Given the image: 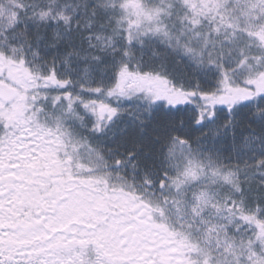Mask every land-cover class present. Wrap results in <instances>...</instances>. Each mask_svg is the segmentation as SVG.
I'll return each mask as SVG.
<instances>
[{
  "label": "snow or ice",
  "instance_id": "obj_1",
  "mask_svg": "<svg viewBox=\"0 0 264 264\" xmlns=\"http://www.w3.org/2000/svg\"><path fill=\"white\" fill-rule=\"evenodd\" d=\"M0 264H264V0H0Z\"/></svg>",
  "mask_w": 264,
  "mask_h": 264
}]
</instances>
